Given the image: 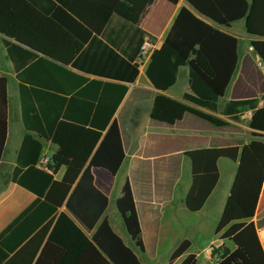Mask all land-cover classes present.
<instances>
[{
    "label": "trees",
    "instance_id": "16d2710c",
    "mask_svg": "<svg viewBox=\"0 0 264 264\" xmlns=\"http://www.w3.org/2000/svg\"><path fill=\"white\" fill-rule=\"evenodd\" d=\"M117 1L105 7V16L111 14ZM186 2L202 17L182 6L162 45L153 50L145 72L155 88L166 90L176 81L179 67L187 66L190 92L183 94V101L158 94L150 116L156 122L173 125L185 113H191L215 127H225L229 122L221 116L238 120L244 111L252 110L248 126L255 138L248 143L186 152L192 165V183L184 203L190 211L203 206L219 177L218 158L237 162L215 228L221 244L212 246V262L264 264V249L253 221L264 182V106L257 105V98L218 103L238 62L237 38L218 26L228 27L243 18L246 32L256 37L250 45L264 62V0ZM79 32L64 28L54 15L41 11L32 0H0V33L5 36L2 41L19 79L24 125L59 146L48 171L43 170L36 165L40 142L29 134L24 136L11 180L33 192L35 198L0 232V264H140L106 218L98 223L108 197L94 185L91 171L92 167H102L116 174L122 163L120 130L115 121L109 122L126 87L106 82L98 95L100 81L86 82L65 67L77 65L76 56L83 44ZM0 82L4 109L2 147L6 128L5 78ZM96 98L99 101L93 121L100 118L102 124L92 121L86 125L89 120L84 110L79 116L69 113L79 103L91 105ZM89 139L91 142L86 144ZM61 167L65 171L56 180L54 175ZM263 193L264 186L261 196ZM116 208L131 239L142 250L140 224L128 182L116 200ZM71 214L88 229H94L91 237ZM189 247L190 241L183 240L167 264ZM196 260V254L188 253L179 264H196Z\"/></svg>",
    "mask_w": 264,
    "mask_h": 264
},
{
    "label": "crops",
    "instance_id": "0c3cea01",
    "mask_svg": "<svg viewBox=\"0 0 264 264\" xmlns=\"http://www.w3.org/2000/svg\"><path fill=\"white\" fill-rule=\"evenodd\" d=\"M32 1L41 11L54 15L64 28L80 31L83 44L76 56L77 65H67L66 68L84 77L86 82L100 81L98 95L103 91L106 82L126 87V92L109 122L110 124L115 121L120 130L124 150L122 163L116 174L102 167H92L91 170L94 185L108 197L107 207L98 223L106 218L115 233L137 255L140 264L141 255L152 264H167L174 249L183 240H189L190 247L187 252L172 263L179 264L188 253H194L191 250L193 239L200 233L201 217L205 214L206 207L211 204L215 205L219 212V216L214 219L216 228L237 168V162L232 160L234 166L228 169L226 184L222 186L224 177L221 166L225 169L228 163L225 157L218 158L219 177L214 188L199 210L190 211L184 203L192 183V165L186 152L227 146L234 142L241 147L255 138L248 126L251 109L240 114L238 120L221 116L229 122L225 127H215L191 113H185L173 125L156 122L150 116L158 94L183 101V94L190 92V85L188 67L181 66L173 85L166 90L155 88L145 72L149 60L142 65L136 62L143 38L146 35L151 36L155 44L154 49H158L182 6L190 8L199 17H202L201 14L192 9L186 0H178L176 3L169 0H118L109 16L104 14L105 7L112 5L114 0ZM239 21L243 22L245 29L243 18L232 22L228 27L218 26L237 38L238 54L236 70L224 95L220 97L223 98L222 101L220 102L219 98L218 103L222 105L232 99L257 98V105L264 106V63L254 49L248 48L251 46L250 41L256 37L248 34L246 29L240 34L234 29V24ZM238 35L247 43L240 44ZM4 37L0 33V79L6 80V128L2 147L1 121L4 109L3 87L0 82V232L35 198L33 192L11 180L24 136L29 134L40 142L41 149L36 164L40 169L48 171L51 158L59 149L58 144L24 125L19 79L3 44ZM98 98L91 105L79 103L69 113L79 116V112L84 110L90 121L86 125L92 124ZM63 112L64 110L60 111V114L63 115ZM93 122L102 124L100 118ZM104 133L105 130L102 131L93 152ZM90 142L89 139L86 144ZM45 158L48 160L44 161ZM64 171L65 167H61L54 179H61ZM126 182L130 184L134 198L142 250L131 239L116 208V200ZM263 186L264 182L262 189ZM262 189L257 208L264 197V193L261 196ZM71 216L85 234L91 237L94 229H88L73 214ZM257 231L264 249V226L257 228ZM206 259L209 264H213L211 253L208 251Z\"/></svg>",
    "mask_w": 264,
    "mask_h": 264
},
{
    "label": "rangeland",
    "instance_id": "374dc122",
    "mask_svg": "<svg viewBox=\"0 0 264 264\" xmlns=\"http://www.w3.org/2000/svg\"><path fill=\"white\" fill-rule=\"evenodd\" d=\"M234 29H237L236 31L240 34L245 31L244 25L242 21L236 22L234 24ZM238 39L240 44L246 42L240 35H238ZM223 98H220V102L222 101ZM228 165H226L225 169L222 167V172H223V177L224 181L222 186L226 184L225 181H227V174H228V169L230 167L234 166V163L230 159H225ZM218 208H216L215 205H209L206 207V212L203 214L201 217V231L200 233L193 239V244L191 250L194 252V254H197V264H209V261L206 259L207 251L210 248V246H219L221 244V240L218 239V236H215V217H218L219 215ZM253 221L256 224L257 228H261L264 226V197L261 200L260 205L257 208L256 214L253 218ZM217 222V221H216ZM128 241V238L125 237ZM217 238V239H216ZM212 241L211 243H209ZM141 262L142 264H152L150 261L145 256L141 255Z\"/></svg>",
    "mask_w": 264,
    "mask_h": 264
},
{
    "label": "built area",
    "instance_id": "2783aa9c",
    "mask_svg": "<svg viewBox=\"0 0 264 264\" xmlns=\"http://www.w3.org/2000/svg\"><path fill=\"white\" fill-rule=\"evenodd\" d=\"M154 47H155V44H154L152 37L149 35L144 36L143 41L139 47L136 62L139 65H142L143 63L147 62L150 59V56L154 50ZM248 48L250 50H253L252 46H249ZM47 160L48 158L44 159V161H47ZM211 251H212V246H210V248L208 249V252L211 253Z\"/></svg>",
    "mask_w": 264,
    "mask_h": 264
},
{
    "label": "water",
    "instance_id": "95a60500",
    "mask_svg": "<svg viewBox=\"0 0 264 264\" xmlns=\"http://www.w3.org/2000/svg\"><path fill=\"white\" fill-rule=\"evenodd\" d=\"M192 7V6H191ZM192 9H194L193 7H192ZM195 10V9H194ZM196 11V10H195ZM264 63V62H263Z\"/></svg>",
    "mask_w": 264,
    "mask_h": 264
}]
</instances>
